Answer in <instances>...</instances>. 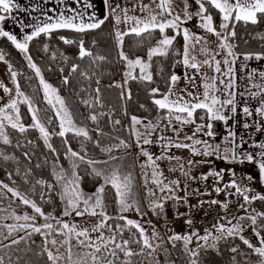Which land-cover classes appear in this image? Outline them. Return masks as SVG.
<instances>
[{
    "label": "snow or ice",
    "instance_id": "1",
    "mask_svg": "<svg viewBox=\"0 0 264 264\" xmlns=\"http://www.w3.org/2000/svg\"><path fill=\"white\" fill-rule=\"evenodd\" d=\"M58 2L63 3L64 0H58ZM75 2H83V9H65L54 16L45 14L43 18H36V23L30 26L33 30L30 34L24 35L22 39H18L17 35L0 27V37L7 38L16 49L24 54L28 68L34 71L35 77L39 78L44 101L54 113L52 116L41 117V110L34 106L35 101L22 91L17 80L18 75H22V73L18 74L17 71L13 70V65L6 61L5 54L0 51V61L7 63L11 81L15 86V96H12V90L0 84L3 91L10 96V99L0 107V143L3 145L12 144L9 128L18 131L20 134L26 133L29 128L38 130L39 137L43 140L44 145L56 154L52 165V176L55 183L46 184L43 179L37 180L29 191L35 194L37 186L46 187L49 193L48 199L45 201V193L41 191L39 194L40 200L51 202V192L59 186L60 191L57 194L63 205L60 216L52 213L45 214L35 200L9 186V184L0 181V264H19L21 257L17 256L14 261L13 254L21 251L25 254L32 252L31 244L35 243L32 237L36 234L42 237V243L40 251L36 252L35 255L38 257L46 255L47 264H135L133 257H141V264L144 260H147L149 264H160L158 257L155 255L158 249L162 251L167 264H174L173 261L168 260L170 253L164 244H171L175 250L178 242L180 244L179 250L187 258L188 264H200L201 251L207 252L209 249H218L221 241L228 242L236 238H239L242 244L246 246L247 251H241L239 246L231 247L230 251L243 257L242 264H264V234H262L264 233V211H258L253 207L249 212V206L253 205L254 202L259 201L264 204V194L255 193L248 184L244 183V179L251 181L252 177L237 180L235 171L230 170L232 179L223 184L222 187L216 186L213 189L216 194L225 192L228 197L242 200L243 202L239 203L238 207L244 211L245 215L235 216L231 219L227 215L220 217L210 228L206 227L204 229V234H201L198 229L192 228L193 221L188 219L186 223L191 231L186 234L172 232L168 235L166 242L155 229V226L152 225V233L149 236L141 221L129 219L124 215L133 210L141 218L146 215L141 209L138 194L135 191L133 165L125 164L126 156L113 155L114 151L121 148L129 149L132 145L119 137H114L118 141L116 144L105 147H101L100 140H93L84 121L77 120L68 107L66 100L59 95L58 89L45 81L41 68L37 66L29 54V42L42 34L50 36L52 32L58 30L87 33L100 28L111 16L114 21V36L117 42L118 55L120 60L125 62L127 68L124 73V84H127L129 79L139 80L147 84L155 83L151 69L152 62L157 57L167 58L170 55L178 57L174 61V66L182 64L186 69L193 70L185 73L184 79L187 84L184 88L178 87L181 76L172 73L165 80V91L161 92L159 87L149 89L148 94L158 112L155 122L148 120L145 123L144 120L135 115L130 117V135L134 137L139 155L145 158L140 164L146 189L145 197L149 200L150 210L155 215H160L164 204L157 199V191L168 193L163 197L164 201L178 200L185 204L187 203V195L184 197L176 195L180 188L179 180H171L165 183L166 178L163 170L160 169L157 162L175 160L178 162L179 170L183 176L196 179V177L190 176L189 170L185 169L183 163H179L182 160L181 157L167 155L170 148L188 149L193 156L211 157L215 155L224 160L230 159L234 163L256 162L258 163L260 178L264 181V143L256 145L260 150L258 153L259 159L257 160L256 153L239 150L240 144L244 141L241 138L238 144L235 140V132L230 131L225 137L228 144L223 147V155H221L222 146L220 144H212L208 140L197 138L199 135L214 136L211 121L227 122L229 118L224 115L225 109L230 110L232 113L237 112L234 65L239 55H243L245 61L253 58L257 60L264 59V52L238 54L235 51L236 45L232 42L236 37L237 23L243 22L245 25H256L264 20V0H194L195 4L198 5V9L194 13L188 10L190 7L188 0H183V17L178 13L174 14L173 0H151L148 4L143 3V0H133L132 7L126 6L128 0H123V2L121 0H115V2L113 0H103L108 10L103 18H98L95 13H88L87 9L93 7L88 3V0H75ZM19 8V4L14 3V0H0V22L11 16L13 9ZM137 9L142 15L137 16L134 14ZM69 12L71 14H68ZM214 13L219 17L218 24L214 21ZM193 16L199 18V29L216 37L214 48L208 46V35H199L190 31L188 27H182L186 21L192 20ZM121 24L126 26L124 30H121ZM169 30L173 31L174 34L169 35ZM154 33H158L159 38L155 39L154 43L149 44L146 57L136 56L130 58L124 50V38L126 36L141 38L138 41V46L142 47L145 40H152ZM177 37L183 39L182 48H174ZM59 39L64 44L77 43V41L68 39L65 36H60ZM260 39L264 40V35H261ZM78 46L80 59L93 57V53L85 48L83 39L79 40ZM197 49L200 56L203 57L202 59L195 54ZM44 50H48L47 44L44 45ZM61 56L65 61L68 59L63 54ZM218 56L221 58L217 59ZM53 58H55L54 54ZM104 59V56H96L92 62L95 63L97 60L103 61ZM136 69L139 71L138 74L134 75L133 72ZM208 69H211L215 74L209 76ZM78 70L79 65L73 64L70 74H74ZM80 75L85 79L89 78L87 71H80ZM256 75L257 73L253 70L249 74L248 80L254 81ZM258 75L261 82L252 83V87L258 89V91L252 92L250 89H246V91L251 97H260V107L255 111L261 117H264V95H262L264 93V72H259ZM27 79L32 80V77L29 76ZM62 82L67 85L69 78L65 77ZM96 83L99 85V80ZM113 86L121 88V99H124L125 96L128 99L131 98L130 90H125L124 85H110V87ZM189 86H191V90ZM95 93L93 100L83 99L81 103L90 109L95 104H99V87L95 89ZM240 95H243V93ZM20 104L27 105L28 114L31 116V123L27 126L22 123ZM141 107L144 106L141 105ZM48 110L44 109V111ZM198 111L203 113L198 117L202 123H197L196 114ZM243 113L246 116L253 114L247 106L243 108ZM104 115L107 114L91 112L85 119L98 125L99 117ZM109 120L114 129L116 125L121 123L120 120H111L110 115ZM54 121L58 122L59 131H55V129L50 131L49 127L46 126L53 125ZM189 125H195V128L191 135L186 134L184 136V141H190V143H185L179 137L184 127ZM138 126H141L143 130ZM249 126L247 123L244 125L245 128ZM260 130L261 128L258 126L257 131ZM94 131L98 136L104 135L103 130L99 127ZM165 131H171L174 136L164 135ZM157 132L160 133L159 140L163 142L164 151L154 158L142 145L154 143L152 137ZM68 133H72L74 138H82L80 139L81 149L79 152L73 150L68 143L66 138ZM52 135L65 138L63 140L66 147L64 157L69 162V168L67 169L59 164L57 149L50 143ZM87 142L93 143L101 153L105 154L106 158L98 159L90 156ZM27 143L33 144L34 142L28 140ZM22 146L20 141L17 140L16 147ZM24 156L31 159L28 152H25ZM0 159L8 161L15 159V157L0 151ZM45 163H48V161L45 160ZM187 163L190 169L197 161L190 159ZM40 166L39 164L36 165V167ZM81 166H84L85 171L90 169L89 174L98 178V186L91 193H86L81 188ZM148 169H151V171L149 172ZM169 170L176 171L177 168L173 167ZM17 175H19V169H17ZM30 175L31 170L29 169L22 177L25 183L28 182ZM223 175V169L220 171L211 170L206 175L202 174L199 179L207 181L208 177H215L216 183L219 185L220 181L223 180ZM9 179H11V173H9ZM149 184L154 185V187H149ZM196 191L199 192L198 189ZM7 193H11L12 197L18 198L23 205L29 206L33 214L28 212H24L23 215L17 214L13 207L14 200L9 198ZM109 193H111L112 201L117 206L115 216L108 213ZM6 200L7 204H5ZM203 203L202 201L201 205ZM207 203L210 205L219 204L225 212L229 207L228 201L220 202L212 199ZM73 214L75 217L87 216L96 219L90 228L81 227L78 223L63 219V217L73 216ZM39 217L43 218L44 223H39ZM5 220H12L14 223H3ZM233 220L236 222L233 223ZM110 221L113 222L110 223ZM248 221H250V224H246ZM149 224H151L150 221ZM246 227L251 228L258 244L243 235ZM126 232L128 233L127 236H125ZM153 241L161 242L154 245ZM21 243L26 245L24 249L19 247ZM194 243L195 246L190 247ZM60 249H64V251L61 252ZM233 261H236L235 256ZM26 264H30V262H26ZM236 264H241V262H236Z\"/></svg>",
    "mask_w": 264,
    "mask_h": 264
},
{
    "label": "trees",
    "instance_id": "2",
    "mask_svg": "<svg viewBox=\"0 0 264 264\" xmlns=\"http://www.w3.org/2000/svg\"><path fill=\"white\" fill-rule=\"evenodd\" d=\"M214 21L217 24L219 23V17L215 13ZM168 34L172 35L174 33L169 30ZM261 35H264V20H261L256 25H245L243 22L237 23L236 37L232 41L236 45L235 51L238 54L264 52V40L260 39ZM60 36H65L68 39L77 41V43L64 44L63 41L59 39ZM158 38L159 34L154 33L152 40H145L141 47L138 46V41L141 38L126 36L124 38V50L129 54L130 58H135L136 56L146 57L149 44L154 43L155 39ZM80 39H83L85 48L93 53V57L79 58L78 42ZM45 44L48 45L47 51L44 50ZM182 45V37H177L174 48H182ZM0 51H3L5 54L6 61L13 65V70L17 71L18 74L22 73V75H18L17 80L21 85L22 91L32 98L35 101L34 106L41 110V117L52 116L54 114L53 111L43 99V90L42 86L39 85V78L35 77L34 71L28 68L27 61L24 59V54L16 49L5 37H0ZM29 54L32 56L37 66L41 68L44 79L58 89V93L65 98L77 115L84 120L93 140H100L101 147L116 144L118 141L114 139V137H119L130 143L131 135L129 132V121L132 115L155 122L158 112L152 103V98L148 94L149 89L151 87H159L161 92H163L166 90L165 80L172 73L179 76L184 74V66L182 64H176L174 66V61L178 59V57L170 55L167 58H154L151 71L153 72L155 83L147 84L139 80L129 79L124 89L130 90L131 98L128 99L127 96H125L124 99H121V88L114 86L110 87V85L121 84V78L126 66L125 62L121 61L119 58L118 47L114 39L112 21L110 18L105 21L100 28L87 33L58 30L52 32L50 36L42 34L40 37L34 38L29 42ZM53 54L55 58H53ZM61 54L68 59L65 61ZM96 56H104L105 59L103 61L97 60L93 63V58ZM73 64L79 65V70L74 74H70ZM61 69H63V71H61ZM80 71H87L89 78H83L80 75ZM135 74H138V71H136ZM29 76L32 77V80L27 79ZM65 77L69 78V83L67 85L62 82ZM97 80H99V85L96 83ZM97 87L100 88V103L95 104L94 107L90 109L82 104L81 100H93L96 95L95 89ZM141 105L144 107L142 108ZM19 107L22 123L27 126L31 123V116L28 114L27 105L20 104ZM44 109L49 110L44 111ZM91 112H103L107 115L100 116L97 125L85 119ZM202 114V111L197 112V123H201L198 117ZM109 115L111 116V120L121 121L120 125L115 126V129L109 120ZM46 126L49 127L50 131L52 129L59 131L58 122L56 121H54L53 125ZM97 127L103 130V136H98L94 131ZM222 129V121H214L212 131L214 133H220ZM8 131L11 134L10 138L12 139V144L3 145L0 143V151L5 152L9 156H14L15 159L8 161L0 159V181L9 184V186L16 188L21 193L35 200L45 214L52 213L60 216L62 214L63 205L57 194L60 191L59 186L51 192V202H45L49 195L46 187L37 186L35 194L29 191L37 180L43 179L46 184L55 183L54 177L52 176V165L56 154L52 153L44 145L43 140L39 137L38 130L29 128L24 134H20L18 131H13L10 128ZM66 138L72 149L79 152L81 149L80 139L82 138H74L72 133L66 134ZM64 139L65 138H61L58 135H52L50 143L57 149L59 164L67 169L69 168V162L64 157L66 150L63 143ZM17 140L23 145L22 147H16ZM28 140L34 143L28 144ZM87 148L90 156L98 159L106 158L105 154L101 153L93 143L87 142ZM125 150L126 149L121 148L118 151H114L113 155L121 156V152ZM25 152L29 153L31 159L24 156ZM125 156L127 157L125 164L133 165L132 171L134 174L136 169L133 163V156L131 154H126ZM45 160H47L48 163H45ZM38 164L41 166L36 167ZM17 169H19V175H17ZM29 169L31 170V175L28 177V182L25 183L22 177ZM90 171V169L85 171L84 166H81L80 175L82 179L80 184L81 188L86 193L93 192L99 183L98 178L89 174ZM9 173H11V179H9ZM135 186L136 189H138L137 185ZM41 191L45 193V201L40 200L39 194ZM8 197L14 200L13 207L16 212H28L29 214H33L32 209L29 206L23 205L18 198H14L11 195ZM5 204H7V200ZM108 213L113 216L117 214V206L112 201L111 193H109L108 197ZM153 220L157 221L158 219L153 218ZM112 222L113 221H110V223ZM127 235L128 233L126 232L125 236ZM32 240L35 241L34 244H31L33 251L27 254L23 251L14 253L13 260L15 261L16 257L20 256L21 260L19 264H26V262H30V264H47L46 255L39 257L35 255L36 252L40 251L42 237L36 234L32 237ZM19 247L24 249L26 245L21 243ZM133 247H135V245H133ZM170 255L171 259H175L179 256V249H175Z\"/></svg>",
    "mask_w": 264,
    "mask_h": 264
},
{
    "label": "crops",
    "instance_id": "3",
    "mask_svg": "<svg viewBox=\"0 0 264 264\" xmlns=\"http://www.w3.org/2000/svg\"><path fill=\"white\" fill-rule=\"evenodd\" d=\"M115 2V0H113ZM123 2V0H121ZM130 2H133V0H128L127 7H132V4ZM151 0H143V3L148 4ZM189 2V11L195 12L198 9V5L195 4L194 0H188ZM14 3L19 4V9H13L11 16H9L5 21L0 22V27H2L5 31H9L10 33L17 35L18 39H22L24 35H28L33 30L31 25L36 23V18H43L45 14L54 16L57 13H59L61 10L65 9H83V2L76 3L75 0H64L63 3H59L58 0H14ZM88 3L93 5V7L87 9L88 13H95L98 18H103V15L106 14L108 11L106 6L103 3V0H88ZM173 12L180 14L182 17L184 15L183 12V0H173ZM68 14H71L69 12ZM132 14V13H130ZM137 16L142 15L139 12V9L134 13ZM112 21V28H113V35H114V21L112 17H109ZM188 24L185 26V24ZM185 24L182 25V27H188L190 31L195 32L199 35H208L206 34L202 29L198 28V25L200 23L199 18L193 16L192 20L186 21ZM121 30H124L126 26L124 24L120 25ZM115 39V36H114ZM216 40V37L213 35H208V41L209 43H214ZM116 42V39H115ZM117 45V42H116ZM197 54H199V50L197 49ZM217 59H219L217 57ZM237 64L235 67H238ZM222 67H224L222 65ZM244 69L248 68L246 66H243ZM235 69V68H234ZM249 70V69H248ZM191 69H186L184 67V74L181 76V80L179 81V85H181L180 88H184L187 84V81L184 79V75L186 72H192ZM208 75H214L215 73L211 70H207ZM136 71H134V74ZM199 82V81H198ZM260 83L261 80H242L237 81L235 79V91L237 93V112L232 113L230 110L225 109L224 115H226L229 119L227 122L222 121L223 123V129L220 133H214V136L207 137L203 135H199L197 138L208 140L212 144H220L222 146L221 148V155H223V147L227 146L228 142L225 140V137L228 135L230 131L236 133L235 140L239 144L241 141V138H243L244 143L240 144V151H247V152H253L257 154L256 159L258 160V153L259 149L256 147L259 143H264V117H261L255 110L260 107V97H251L246 89H250L252 92L258 91V89L252 87V83ZM243 93V95H240ZM264 95V93H262ZM247 106L249 107L250 111L253 113L251 116H246L243 113V108ZM144 122H147L148 120L143 118ZM147 120V121H146ZM202 123V122H201ZM213 124L214 121H211ZM249 124L250 126L248 128H245V124ZM130 124V121H129ZM260 127L261 130L257 131V127ZM179 127V125H177ZM195 125L185 126L184 130L180 133L179 139L185 143H190V141H184V136L191 135L192 131L194 130ZM143 130V129H141ZM160 133L157 132L153 135L152 139L154 143L149 145H142V147L147 150L153 157L161 155V153L164 151L162 145L163 142L159 140ZM164 135L173 137L174 134L171 131H165ZM231 139V138H230ZM132 141V138H131ZM131 144L132 145V143ZM199 147V146H197ZM126 154H131L133 156V163L136 171H139L141 169L140 164L145 160V158L141 155H139V149L133 145V147H130L129 149H126L125 151L121 152V156H125ZM167 155H174L179 156L182 158V160L179 163H183L186 170H189L191 177H196V179H190L189 177H185L182 175L181 171L178 167V162L168 161V160H161L157 163L160 165V169L163 170L165 183L171 180H179L180 182V188L177 191L176 195L180 197H184L187 195V203H183L182 201L179 202L180 207V217L181 219L188 220V217H190L191 214H193L195 207L204 199H216L221 200L225 196V192H221L220 194H216L213 189L216 186L222 187L223 184L228 183L231 179V171L234 170L236 173L235 178L237 180H241L242 178L246 177H252L251 181H248L247 179H244V183L248 184L255 193L264 191V181L261 180L259 175V168L258 163L256 162H248L244 161L243 163L240 162H232L229 160H224L221 158H218L217 156L213 155L211 157H204V156H193L191 151L188 149H175L170 148L167 151ZM195 160L197 163L193 164L191 168L189 169L188 166V160ZM176 167V171H170V168ZM224 170L223 180L220 181L219 185L216 183L215 177H208L207 181H202L199 179V177L202 174H207L211 170ZM150 172L151 169H148ZM151 187H154V185H151ZM199 190L197 192L196 190ZM200 193H210V194H204L201 195ZM168 195V193L166 194ZM164 195V196H166ZM163 196V197H164ZM163 197L160 196L159 192L157 191V199H162ZM245 215V214H240ZM239 216V215H233L229 214L227 217L231 219L232 217ZM176 219V217H175ZM173 219L172 221H175ZM171 221V222H172ZM223 222V221H221ZM236 221L233 220V223ZM246 224H250V221L246 222ZM184 234V233H179ZM246 238L251 239L254 243L258 244V240L253 236L252 230L250 227H246L245 232L243 233ZM237 242L242 246L243 248H246L245 245L242 244V242L239 240V238H236L235 240H230L228 242L221 241L219 244H227V243H234ZM234 253L230 251V256H234ZM232 258V257H231Z\"/></svg>",
    "mask_w": 264,
    "mask_h": 264
},
{
    "label": "rangeland",
    "instance_id": "4",
    "mask_svg": "<svg viewBox=\"0 0 264 264\" xmlns=\"http://www.w3.org/2000/svg\"><path fill=\"white\" fill-rule=\"evenodd\" d=\"M130 3L132 4L133 2H130ZM187 25L188 24L186 23L185 26H187ZM208 46H209V48H214L215 43L210 42L208 44ZM195 54L197 55L198 58H200V59L203 58V57L199 56L197 54V52ZM218 58L220 59L221 57L218 56ZM237 64L239 66L235 67ZM245 65L248 68L244 69L243 66H245ZM234 68H235L234 76H235V79H237V81L248 80V76L251 72H253V70H255V72L257 73L255 80H260L258 73L264 72V59L257 60L255 58H253V59H250L248 61H245L243 59V55H239L238 59L236 60L235 65H234ZM126 71H127V68L124 70L122 78H121V84L124 85V88H126V84H124V73ZM134 71H139V70L136 69ZM133 74H134V72H133ZM46 82H48V81H46ZM48 83H50V82H48ZM0 84H3L4 86L11 89L12 90L11 95L15 96V86L11 81L10 72H9L8 67H7V63H5L4 61H0ZM178 87L179 88L181 87V85H179V83H178ZM189 89L191 90V86H189ZM9 99H10L9 94H6L3 91V87H0V107H2ZM66 103H67L68 107L70 108V110L74 113V116L77 118V120L78 121L83 120L81 117H79L77 115V113L73 110V108L71 107V105L67 101H66ZM139 118L143 119L142 117H139ZM145 123H147V122H145ZM138 127H141V126H138ZM141 129H142V127H141ZM131 138H132V141H131L132 146L131 147H133V145L135 146L134 137L131 136ZM134 175H135V181H136V182L134 181V183H135V185H137V188H138V189H136V186H135V191L138 194L139 204L141 206V209L143 212L146 213V215H144L141 218V216H139L134 210L129 211V212L125 213L124 215H126L129 219L141 221V223L147 229L149 236H151L152 225H154L155 229L159 232L160 236L163 237V240L165 242L167 241L168 235L172 234V232L184 233V234L190 232L191 229H190L189 225L186 223V219L179 218L180 212L176 216L175 221L171 222V221L166 220V214H165L164 208H163V211L161 212L160 215H155L150 210L149 200L145 197L146 189L144 187V179H143V175H142V170L139 169V171L134 172ZM149 187H151L150 184H149ZM159 194L161 197H163L164 195L167 194V192H165V193L159 192ZM10 195H11V193H7V196H10ZM159 201L163 202L162 199H159ZM157 211H160V210H157ZM17 214L23 215L24 213H18L17 212ZM153 218L158 219L157 220L158 222L161 221V225L157 224V221L153 220ZM63 219L65 221L78 223L81 227H89L90 228L92 223L95 222L96 218H90L87 216L75 217L73 214V216L63 217ZM188 219H190V217H188ZM149 221L151 222V224H149ZM3 223H14V221L5 220V221H3ZM39 223L40 224L44 223V220L42 217L39 218ZM192 228H194L193 225H192ZM194 229H197V228H194ZM169 230H171V231H169ZM198 230L201 234H204V229L199 228ZM93 235H95V234H93ZM160 242L161 241H153L154 245L156 243H160ZM164 246L168 248L170 254H171V252L174 251L171 244L165 243ZM194 246H195V243L193 245H191L190 247H194ZM233 246H239L241 251H247L245 248L240 246V244H238L237 242L227 243V244L221 243L218 245V249H209L207 252L201 251L200 264H236V262H241V264H242V260H243L242 256L234 253L233 255L236 257L235 262L233 261L234 256H230L229 251H230V248ZM177 248L180 249L179 242L177 243ZM60 251L63 252L64 249H60ZM155 255L158 257L160 264H167L165 256L162 254L161 250L158 249L157 253ZM178 257H176L175 259H171V255H169L168 260L173 261L174 264H188L187 258L183 255V253L180 250H179V256ZM122 259H123V257H122ZM133 260L135 261V264H141L142 258L137 257V258H133ZM143 264H149V262L147 260H144Z\"/></svg>",
    "mask_w": 264,
    "mask_h": 264
},
{
    "label": "built area",
    "instance_id": "5",
    "mask_svg": "<svg viewBox=\"0 0 264 264\" xmlns=\"http://www.w3.org/2000/svg\"><path fill=\"white\" fill-rule=\"evenodd\" d=\"M258 193L264 194V191ZM202 201L204 203L201 205ZM202 201L195 207L193 214L190 215V219L193 221V227L197 229H205L206 227L210 228L217 222L220 217H223L225 215L228 216L229 214H245L244 211L239 209L238 207V204L242 203L243 201L237 200V198L235 197H228L226 196V193L223 199L218 200L220 202H229V207L226 212L220 207L219 204L210 205L209 203H207V201H210L209 199H204ZM163 204V208L166 214V220L172 221L180 212L178 200L163 201ZM253 207H255L258 211H264V204H261V202L259 201H256L253 203V205L249 206V212H251ZM157 224L161 225V222L157 221Z\"/></svg>",
    "mask_w": 264,
    "mask_h": 264
}]
</instances>
